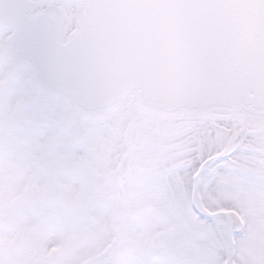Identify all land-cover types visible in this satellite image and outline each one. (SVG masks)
<instances>
[{"label": "snow or ice", "instance_id": "1", "mask_svg": "<svg viewBox=\"0 0 264 264\" xmlns=\"http://www.w3.org/2000/svg\"><path fill=\"white\" fill-rule=\"evenodd\" d=\"M236 7L0 0V264H264V0ZM186 21L195 89L138 54Z\"/></svg>", "mask_w": 264, "mask_h": 264}, {"label": "clouds", "instance_id": "2", "mask_svg": "<svg viewBox=\"0 0 264 264\" xmlns=\"http://www.w3.org/2000/svg\"><path fill=\"white\" fill-rule=\"evenodd\" d=\"M150 3H163L175 5H189L195 3L220 2L236 5L232 14L239 21L251 14L245 5L252 0H146ZM186 11V10H181ZM157 64L173 65L182 68L186 74V87L195 89L200 86L203 79V43L200 33L190 22H184L177 26H158L148 32L140 45L138 54L144 52ZM121 50L119 44H114L100 53L102 62L101 79L108 75H116L120 70Z\"/></svg>", "mask_w": 264, "mask_h": 264}]
</instances>
